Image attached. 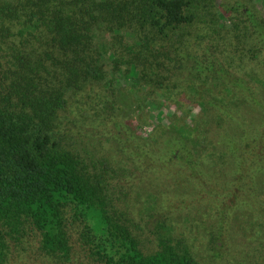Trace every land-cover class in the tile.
<instances>
[{"label": "trees", "instance_id": "trees-1", "mask_svg": "<svg viewBox=\"0 0 264 264\" xmlns=\"http://www.w3.org/2000/svg\"><path fill=\"white\" fill-rule=\"evenodd\" d=\"M78 1L0 0V264L28 227L40 232L41 256L65 263L73 240L96 264H202L183 223L198 227L212 259L229 258L237 239L245 247L264 226L254 214L255 202L264 203V80L255 71L237 75L212 47L179 50L165 72L186 78L190 97L182 100L196 117L168 119L153 138L140 134L134 122L115 121L111 89L94 91L106 72L85 55L94 28ZM239 7L242 39L257 61L264 17L251 0ZM191 8L190 0H145L142 10L151 31L167 37L194 21ZM72 92L81 94L73 103L79 116L92 112L91 126L114 119L117 132L103 138L119 154L106 153L102 165L74 147L84 136L62 131Z\"/></svg>", "mask_w": 264, "mask_h": 264}, {"label": "rangeland", "instance_id": "rangeland-1", "mask_svg": "<svg viewBox=\"0 0 264 264\" xmlns=\"http://www.w3.org/2000/svg\"><path fill=\"white\" fill-rule=\"evenodd\" d=\"M190 1L192 8L189 15H194V21L170 31L167 37L153 33L151 25L145 21L142 10L145 0L78 1L85 20L94 28L92 43L85 55L90 54L93 60L99 61L106 72V80L95 84L94 91L101 92L100 87L105 85L111 89L115 95V121L134 122L140 134L150 138L157 135L158 129L164 126L168 119L177 116L189 123L196 117V108L182 100L183 96L190 97L188 93L182 92V84L186 78L180 74L171 76V73L165 72L166 69L176 66L177 61L173 60V57L177 51L186 50L200 55L212 47L227 67L237 75L245 76L255 71L257 77L264 80V58L253 60L252 44L242 39L243 32L245 31L246 35L247 31L243 26L245 19L241 14L243 9L239 7V11L233 10L238 0ZM251 3L264 17V0H251ZM221 10L228 15L222 16ZM38 45L35 44L31 49L40 52L42 48ZM174 86L179 88L173 90ZM75 93H68L70 101L66 113L70 127L62 126V131L84 136L86 139L78 137L75 138L76 141H72L74 147L84 157H91L93 161L102 165L105 163L104 160L109 158L106 153L119 154L115 143L103 138L105 135L110 137L111 134L108 133L117 132L114 119L111 120L109 117L110 122H106L105 126H91L89 120L93 118L92 112L88 111L89 113L79 116L82 106L76 109L77 105L73 103L81 98V94L73 97L72 94ZM168 94L171 95L170 104L174 105L172 109L165 105L164 98L168 97ZM175 104L179 105L178 111L174 109ZM74 122L72 126L71 123ZM255 203L259 208L254 214H260L258 219L264 224V203ZM178 226L181 230L185 229L187 236L193 237L190 243L196 244V250L204 259L202 264H264V226L254 230L255 236L248 237L245 247H241L242 241L237 239L230 246L232 252L230 254L229 249V258L219 260L211 258L210 247L207 240L204 245L205 241H202L198 227L194 226L196 230L194 231L190 229L189 224L183 223ZM40 239V232L28 227L27 234L21 242L12 243V258L7 264H96L88 259L85 250L73 240L72 261L65 263L49 257L44 258L38 246ZM234 251L237 254H233ZM26 255L29 256L22 262Z\"/></svg>", "mask_w": 264, "mask_h": 264}]
</instances>
